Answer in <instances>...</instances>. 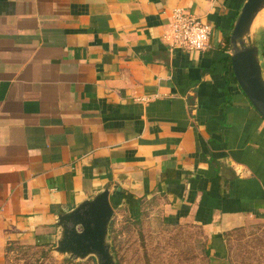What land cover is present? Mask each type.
Masks as SVG:
<instances>
[{
  "label": "crops",
  "instance_id": "crops-1",
  "mask_svg": "<svg viewBox=\"0 0 264 264\" xmlns=\"http://www.w3.org/2000/svg\"><path fill=\"white\" fill-rule=\"evenodd\" d=\"M245 1L0 0V264L55 250L58 217L104 190L217 253L264 223V120L224 41ZM174 9L211 27L208 51H170ZM255 28L264 79V12Z\"/></svg>",
  "mask_w": 264,
  "mask_h": 264
},
{
  "label": "rangeland",
  "instance_id": "rangeland-1",
  "mask_svg": "<svg viewBox=\"0 0 264 264\" xmlns=\"http://www.w3.org/2000/svg\"><path fill=\"white\" fill-rule=\"evenodd\" d=\"M263 13V12H262ZM258 27V26H257ZM256 27V28H257ZM256 28L253 30L255 32ZM111 239L107 242L115 264H264V223L248 221L222 234L223 259L204 256L208 238L195 225L164 224L153 211L131 218L125 207L113 208ZM109 225V228H110ZM109 231V229H108ZM4 264H97L89 257L78 261L58 255L55 250L16 248Z\"/></svg>",
  "mask_w": 264,
  "mask_h": 264
},
{
  "label": "water",
  "instance_id": "water-1",
  "mask_svg": "<svg viewBox=\"0 0 264 264\" xmlns=\"http://www.w3.org/2000/svg\"><path fill=\"white\" fill-rule=\"evenodd\" d=\"M262 12L264 0L244 2L229 37V60L240 91L264 120V79L259 49L251 42L252 26ZM113 215L108 190L60 215L55 252L78 261L93 257L97 264H115L107 242Z\"/></svg>",
  "mask_w": 264,
  "mask_h": 264
},
{
  "label": "built area",
  "instance_id": "built-area-1",
  "mask_svg": "<svg viewBox=\"0 0 264 264\" xmlns=\"http://www.w3.org/2000/svg\"><path fill=\"white\" fill-rule=\"evenodd\" d=\"M211 27L181 9L171 13L169 31L165 36L171 52L204 53L210 49Z\"/></svg>",
  "mask_w": 264,
  "mask_h": 264
},
{
  "label": "trees",
  "instance_id": "trees-1",
  "mask_svg": "<svg viewBox=\"0 0 264 264\" xmlns=\"http://www.w3.org/2000/svg\"><path fill=\"white\" fill-rule=\"evenodd\" d=\"M224 41H225V49L227 50L228 46H229V38L225 37ZM226 61H227L228 65H229V59H227ZM161 222L164 223V224L171 225V226H176L177 225V223H170V222H168V221H166L164 219ZM112 233H113V226L110 225V228H109V231H108L109 239H111V234ZM222 240H223V237H222ZM203 254L206 257H209L210 255H212L214 258H217V259H223L224 258L223 257V252L222 253H217V252H214L211 249V243L210 242L207 244V248L204 247Z\"/></svg>",
  "mask_w": 264,
  "mask_h": 264
}]
</instances>
